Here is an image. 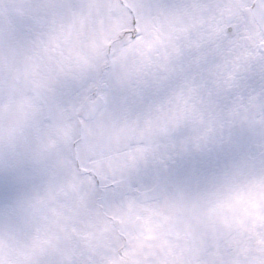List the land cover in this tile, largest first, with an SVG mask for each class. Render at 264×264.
<instances>
[{
    "label": "snow or ice",
    "instance_id": "snow-or-ice-1",
    "mask_svg": "<svg viewBox=\"0 0 264 264\" xmlns=\"http://www.w3.org/2000/svg\"><path fill=\"white\" fill-rule=\"evenodd\" d=\"M0 264H264V0H0Z\"/></svg>",
    "mask_w": 264,
    "mask_h": 264
}]
</instances>
